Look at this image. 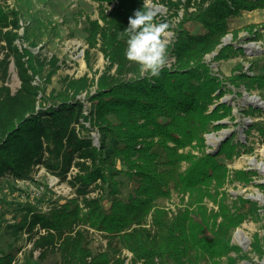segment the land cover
<instances>
[{"label":"trees","instance_id":"obj_1","mask_svg":"<svg viewBox=\"0 0 264 264\" xmlns=\"http://www.w3.org/2000/svg\"><path fill=\"white\" fill-rule=\"evenodd\" d=\"M93 1L98 17L83 26L86 55L95 48L107 64L96 79L87 114L75 96L92 86L93 78L65 75L57 91L45 94L33 83L43 61L15 44L22 40L18 10L0 7V185L31 181L42 168L66 182L75 195L49 201L45 211L28 201L9 205L13 221L0 215V264L16 263L24 242L31 243L30 257L38 252L30 264H221L223 256L232 264L228 254L239 255L240 250L230 244L231 232L247 216L256 215L252 203L232 201L233 213L220 206L216 225L218 214L210 215L211 223L202 207L197 225L187 210L169 218L159 204L173 191L192 193L200 200L203 188L224 184V162L238 144L225 140L216 152L200 157L179 150L193 142L202 146V134L218 129L214 122L230 114L225 103L209 109L224 91L203 57L227 34L235 38L232 20L243 11L263 9L264 0H152L166 9L169 20L179 19L182 12L176 26L169 27L174 36L167 54L174 61L158 77L129 62L126 37L118 39L128 18L144 8L146 0ZM156 21L165 23L157 17ZM252 28L247 27L249 33ZM261 36L256 31L252 40ZM217 52L216 58H223L242 53V48L230 44ZM10 64L19 81L13 92L6 84ZM48 66L49 78L59 68L57 59ZM236 68L231 82L242 83L247 90L264 88V73L249 75L239 65ZM216 90L219 93L212 96ZM256 125L246 132L259 129L264 137V128ZM91 130L99 133L97 147L92 145ZM116 159L122 167L116 168ZM252 176V171L233 172L235 180ZM90 231L105 239L103 249L94 250ZM251 250L263 255L260 240L251 243Z\"/></svg>","mask_w":264,"mask_h":264},{"label":"rangeland","instance_id":"obj_2","mask_svg":"<svg viewBox=\"0 0 264 264\" xmlns=\"http://www.w3.org/2000/svg\"><path fill=\"white\" fill-rule=\"evenodd\" d=\"M159 5V4H157ZM97 3L93 0H0L2 9L18 10L20 15L19 34L22 37L23 45L33 54L39 56L44 63V68L40 75L35 76L36 85L42 87L45 94L50 91H57L60 88L61 79L67 75L70 77H80L86 75L93 78L94 84L85 90L80 91L75 97L86 107H90L89 98L96 91V79L106 66L107 62L102 54L95 48L88 49L85 42V32L83 26L87 19H97ZM157 19L165 20V23L173 29L182 16L179 12V19L169 20L166 9L160 5ZM253 27L249 33L247 27ZM264 8L252 11H243L239 17L232 20L231 30L236 31V37L231 33L224 36L221 45L206 55L203 60L209 66L210 73L216 77L223 95L213 100L209 109H213L218 103H225L230 106V114L216 122L220 127L216 130L202 134V146L194 142L185 147L183 152H188L194 157H200L202 153H214L225 140L238 144L235 154L226 160L227 169L224 184L215 188L213 184L203 188L202 198L197 199L192 193L173 191L170 198L162 201L159 205L167 212L169 218L178 214V211L187 210L194 219V223L201 224L202 217L199 207L205 209L209 221H213L210 215L218 214L215 218V225L220 222V206L229 208L230 213L235 211V206L239 201L247 200L256 209V215L247 216L243 222L231 232L230 244L239 248V255L230 252L228 258H232V264H264V252L258 257L251 250V243L260 240L264 251V137L260 136V130L252 128L250 133L246 130L251 125L264 128V88L247 90L242 83L231 82L230 78L238 73L237 65L243 72L254 75L264 73ZM173 40L174 33L169 30ZM262 34L257 40H252L254 32ZM27 36V39L25 38ZM24 38V39H23ZM33 43V44H31ZM233 45L235 49L242 48V53L235 56L216 58L217 50L225 45ZM168 56V54H167ZM57 59L58 69L47 77L49 61ZM174 60L167 57V67H170ZM9 79L7 86L13 92L19 85L15 69L9 65ZM216 90L212 96L217 95ZM251 109V110H250ZM251 111V112H249ZM95 138L98 136L95 135ZM109 153V150L106 151ZM255 161V165L251 162ZM116 168L122 167L120 160H115ZM182 169L186 163L182 162ZM234 171H252V176L248 181L233 179ZM31 181L9 182L4 181L0 185V215L2 220L11 223L13 218L9 214V205L31 202L38 204L45 211L48 202L51 200H71L75 195L72 188L64 181L39 169L33 174ZM124 192H126L124 190ZM199 212V213H198ZM148 216V222L150 221ZM210 223V224H211ZM91 245L94 250H101L105 247L106 241L102 235L90 231ZM31 243H25L16 254V263L30 264L36 256L37 251L32 252ZM123 255L130 257V253L123 250ZM241 255V256H240ZM128 260V259H127ZM221 264H229L227 257L220 258ZM45 263H49L46 260ZM51 264V263H50Z\"/></svg>","mask_w":264,"mask_h":264},{"label":"clouds","instance_id":"obj_3","mask_svg":"<svg viewBox=\"0 0 264 264\" xmlns=\"http://www.w3.org/2000/svg\"><path fill=\"white\" fill-rule=\"evenodd\" d=\"M159 7L152 0H146L145 7L134 11L128 18L127 28L118 37H126V59L151 77H158L166 66L169 38L172 36L167 23L156 21Z\"/></svg>","mask_w":264,"mask_h":264},{"label":"built area","instance_id":"obj_4","mask_svg":"<svg viewBox=\"0 0 264 264\" xmlns=\"http://www.w3.org/2000/svg\"><path fill=\"white\" fill-rule=\"evenodd\" d=\"M20 29V28H19ZM18 32H19V30H18ZM15 44H16V46L19 48V49H21V48H23V47H25L24 45H23V42L21 41V40H16L15 41ZM33 83L34 84H36V78H35V81H33ZM78 99V98H77ZM87 107H86V104H85V102L83 103V112L82 113H84V114H87ZM95 135H97L98 136V138L96 137H94ZM89 136H90V138H91V141H92V145H94L95 147H97L98 145H99V133H98V131L97 130H91L90 132H89ZM40 169H42V168H40Z\"/></svg>","mask_w":264,"mask_h":264},{"label":"bare ground","instance_id":"obj_5","mask_svg":"<svg viewBox=\"0 0 264 264\" xmlns=\"http://www.w3.org/2000/svg\"><path fill=\"white\" fill-rule=\"evenodd\" d=\"M251 164H252V165H255L256 163H255V161L252 160Z\"/></svg>","mask_w":264,"mask_h":264}]
</instances>
